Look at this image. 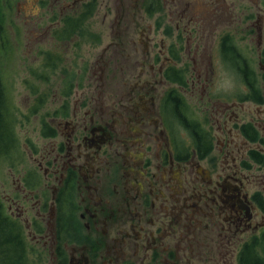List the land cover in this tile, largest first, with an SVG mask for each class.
<instances>
[{"label": "flooded vegetation", "instance_id": "flooded-vegetation-1", "mask_svg": "<svg viewBox=\"0 0 264 264\" xmlns=\"http://www.w3.org/2000/svg\"><path fill=\"white\" fill-rule=\"evenodd\" d=\"M119 1L118 27L130 7L160 14L158 0ZM239 1L175 9L172 42L125 27L79 63L99 0H34L42 69L57 75L37 98L50 105L29 177L0 198L16 252L2 264H28V241L41 264H264V8Z\"/></svg>", "mask_w": 264, "mask_h": 264}, {"label": "rangeland", "instance_id": "rangeland-1", "mask_svg": "<svg viewBox=\"0 0 264 264\" xmlns=\"http://www.w3.org/2000/svg\"><path fill=\"white\" fill-rule=\"evenodd\" d=\"M112 1L99 0L98 13L92 19L86 20V22L83 21L85 30L90 29L98 35L94 42L86 37L83 38L77 59L79 63L81 61L90 63L94 60L96 58V52H93L95 51L94 48L98 47V52H100L102 46L118 35H122V29L125 27L128 37L131 39H138L142 28H146V31L151 32V37L157 42H159L161 37L164 42H172L174 37L171 39V34L178 14L175 9L181 12L190 4L191 7L187 12L195 19L196 17L207 16L208 11L211 15L215 14L210 8L212 4H225L226 13L229 14L235 12L236 6L240 3L238 0H158L161 5L160 14L156 12L145 13L144 6H142L136 9V15H133L134 9L130 7L129 15L126 20L118 23L120 26L118 27L117 21L114 19L113 10L120 7V1L115 0L112 4H108V2ZM134 1L127 0L126 2L132 5ZM249 1L243 0V2L247 3ZM138 2H144L145 4V0H138ZM146 2L148 3L150 0H146ZM259 3L264 8V1L259 0ZM39 11H43V9H39V5L34 0H27L26 3L22 0H0L2 24L0 32V75L5 94V109L3 110L4 117L2 122L6 124L7 137V139H5L6 137L2 139V142L9 140L10 130L12 131L11 136H17L19 142L17 146L13 144L12 140H10V146H8L9 141L7 143L4 142V145L0 144V198L3 200L5 208L9 205L7 201L13 197L12 192L16 182L29 177L27 170L31 168L30 143L38 136L39 120L46 115L45 110L50 105V100L37 99L38 96H42L40 93L45 86L42 80L47 77L53 78L57 75V73L56 75L46 74L42 69V54L37 48H42L43 43L41 40L35 42L36 39H41V36L34 38L32 19V14ZM105 12L113 13V15H111V18H105ZM185 20H181L180 27L185 24ZM227 23L229 28L230 22L227 21ZM37 26L35 29L40 30L43 25ZM233 26V24L230 25L231 28ZM182 42L185 47V40L182 39ZM136 45L139 50H142L140 45L137 43ZM182 50L185 51L184 49ZM35 55H38V57L35 58ZM181 55L185 62L187 54L181 52ZM58 67L59 64L56 70H53V74ZM57 82L58 80H54L50 85L56 86ZM51 105L53 106V104ZM16 167H18V170ZM6 223L9 226V222ZM31 248L32 243L28 241V256L31 258L28 264H41L42 261H38ZM35 251L38 252L37 250ZM0 258H2L1 255ZM0 264L2 263L0 262Z\"/></svg>", "mask_w": 264, "mask_h": 264}, {"label": "trees", "instance_id": "trees-1", "mask_svg": "<svg viewBox=\"0 0 264 264\" xmlns=\"http://www.w3.org/2000/svg\"><path fill=\"white\" fill-rule=\"evenodd\" d=\"M2 28L1 18H0V31ZM5 94H4V86L2 83L1 75H0V144L4 145L5 140L2 142V139L6 137V128L5 123H3V110L5 109ZM7 139V137L5 138ZM6 222H9V226H7ZM15 242L12 240L11 234V220L4 217L0 209V255L5 260L6 263H11L14 261L16 257V252L13 249Z\"/></svg>", "mask_w": 264, "mask_h": 264}]
</instances>
